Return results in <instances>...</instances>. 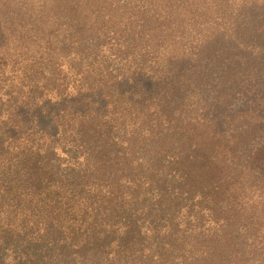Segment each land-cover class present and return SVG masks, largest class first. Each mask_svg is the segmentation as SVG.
<instances>
[{
  "label": "trees",
  "instance_id": "1",
  "mask_svg": "<svg viewBox=\"0 0 264 264\" xmlns=\"http://www.w3.org/2000/svg\"><path fill=\"white\" fill-rule=\"evenodd\" d=\"M0 264H264V0H0Z\"/></svg>",
  "mask_w": 264,
  "mask_h": 264
}]
</instances>
